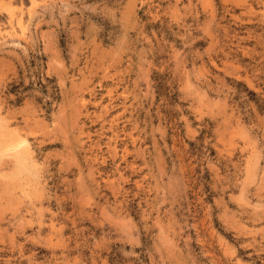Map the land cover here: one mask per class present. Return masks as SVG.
<instances>
[{
    "label": "rangeland",
    "instance_id": "obj_1",
    "mask_svg": "<svg viewBox=\"0 0 264 264\" xmlns=\"http://www.w3.org/2000/svg\"><path fill=\"white\" fill-rule=\"evenodd\" d=\"M0 264H264V0H0Z\"/></svg>",
    "mask_w": 264,
    "mask_h": 264
},
{
    "label": "bare ground",
    "instance_id": "obj_2",
    "mask_svg": "<svg viewBox=\"0 0 264 264\" xmlns=\"http://www.w3.org/2000/svg\"><path fill=\"white\" fill-rule=\"evenodd\" d=\"M12 148V147H11ZM11 150V149H10ZM14 150V149H13Z\"/></svg>",
    "mask_w": 264,
    "mask_h": 264
}]
</instances>
